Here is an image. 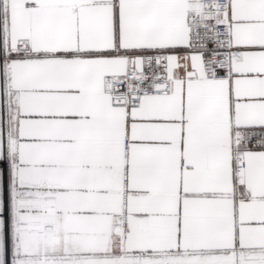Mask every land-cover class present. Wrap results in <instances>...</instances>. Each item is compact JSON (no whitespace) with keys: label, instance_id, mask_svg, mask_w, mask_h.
<instances>
[{"label":"snow or ice","instance_id":"obj_1","mask_svg":"<svg viewBox=\"0 0 264 264\" xmlns=\"http://www.w3.org/2000/svg\"><path fill=\"white\" fill-rule=\"evenodd\" d=\"M0 264H264V0H0Z\"/></svg>","mask_w":264,"mask_h":264}]
</instances>
